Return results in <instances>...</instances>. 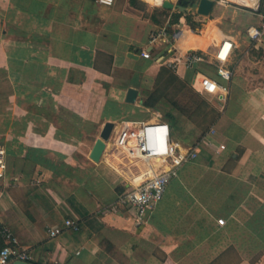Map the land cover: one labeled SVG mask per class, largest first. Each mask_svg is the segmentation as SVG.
<instances>
[{
    "label": "crops",
    "instance_id": "1",
    "mask_svg": "<svg viewBox=\"0 0 264 264\" xmlns=\"http://www.w3.org/2000/svg\"><path fill=\"white\" fill-rule=\"evenodd\" d=\"M134 3L0 0V220L35 264H264V34L255 41L247 33L258 12L213 5L212 52L232 41L230 78H219L229 91L218 102L203 95L214 112L191 137L163 114L172 138L197 156L180 166L145 222L114 206L130 179L113 149L90 158L106 120L161 119L167 87L191 86V69L159 61L167 44L147 41L164 24L154 9L174 12ZM199 45L193 39L187 49L202 54ZM213 53L196 68L215 78ZM130 87L133 102L125 100ZM151 93L160 98L154 108L143 105ZM64 219L79 230L48 237Z\"/></svg>",
    "mask_w": 264,
    "mask_h": 264
},
{
    "label": "built area",
    "instance_id": "2",
    "mask_svg": "<svg viewBox=\"0 0 264 264\" xmlns=\"http://www.w3.org/2000/svg\"><path fill=\"white\" fill-rule=\"evenodd\" d=\"M96 1L109 6L113 4L114 0ZM143 1L151 6L162 8L161 4L164 0ZM168 1L173 4L178 2V0ZM213 3L232 5L258 12L261 16L259 24L249 26L247 33L255 41H258L264 34V0H213ZM171 11L178 12L176 9ZM193 13L201 16L196 12ZM177 35L178 33L174 30L173 32L170 31L168 25L163 24L149 33L147 41L150 45L167 44L159 61L171 70H175L180 63H183L186 68L192 70L190 85L197 92L210 96L217 102L223 101L228 94L229 87L219 78L225 81L230 78V70L225 66V63L232 50V41L227 38L222 39L214 51L213 58L218 61V65H216L217 78H213L202 74L196 68L198 62L205 60L204 56L189 49L182 51L177 43ZM142 55L149 57L150 53L144 51ZM209 133H214L213 127L209 129ZM105 147L117 149L123 158L131 161V163L134 162L131 168L135 170L136 175L139 173L136 161H144L150 168L147 175L139 177L136 181L128 180L125 184V191L117 197L114 203L115 207L123 205L132 211L133 219L140 223L147 220L148 214L162 199L166 185L171 178L178 175L180 166L185 162L194 160L197 156L196 148L183 146L178 140L173 139L169 122L159 118L153 121L122 120L116 122ZM5 155L6 148L0 144V179L5 176ZM79 228L80 225L76 220L64 219L62 224L50 226L46 231L48 237H55L64 230L77 231ZM0 238L3 241L0 248V264H11L13 260L32 262L31 254L18 247L17 238L1 220Z\"/></svg>",
    "mask_w": 264,
    "mask_h": 264
},
{
    "label": "rangeland",
    "instance_id": "3",
    "mask_svg": "<svg viewBox=\"0 0 264 264\" xmlns=\"http://www.w3.org/2000/svg\"><path fill=\"white\" fill-rule=\"evenodd\" d=\"M153 12L154 15H156V18L161 21V23L164 22V24L168 25V13H164L156 9H154ZM181 15L183 17L181 21H179V17L176 18L174 14H171L168 20L172 22L174 21V19H177V21H174L171 26L168 25L171 32H173L174 28H179L180 30L182 29V31H180V33L177 35V43L179 44L181 42L196 39L197 42H200L199 50L200 52H202L203 56H207L213 53L211 42H213L214 40L215 36L213 35V32L215 31L210 28V26H213L211 14H209L208 16H198L195 15L193 11H188L184 13L181 12ZM183 32H187L188 36L184 37V35H182ZM180 86L181 85L176 84L174 85V88L172 90H170L172 87H167L168 90H166V99L162 101L165 103V107L162 110L161 119L166 120L167 118L163 116V114H168V117L172 119V122L175 123V126L178 128L180 135H189V137H191L194 133L196 134V130H198L199 128L202 130L206 126H208L206 121L210 120V117L206 119L202 117L197 118L198 116L194 115V111L199 106H204L203 104H205V107L211 106V103L205 96L193 89V87ZM4 92L5 85L4 83L0 82V121L3 120L5 115L3 106ZM196 121L198 122V124L196 123ZM180 137L178 136V141L182 144V140H179L181 139ZM112 151L122 162L121 163L120 161H118L119 163L128 166V170L131 169V165H133L132 163L134 162L131 163V161L123 158L122 154L117 149L113 148Z\"/></svg>",
    "mask_w": 264,
    "mask_h": 264
},
{
    "label": "water",
    "instance_id": "4",
    "mask_svg": "<svg viewBox=\"0 0 264 264\" xmlns=\"http://www.w3.org/2000/svg\"><path fill=\"white\" fill-rule=\"evenodd\" d=\"M214 3L213 0H178L176 4L168 0H164L161 4V7L168 10L176 9L178 12H188L193 11L201 16H208L212 10ZM179 32V30H176ZM137 90L130 87L126 92V101L133 102L136 98ZM114 121L106 120L99 132L98 137L96 138L93 147L90 152V158L94 161L99 160L101 154L104 151L106 142L108 141L112 129L114 127ZM11 264H35L33 262H27L22 260H13Z\"/></svg>",
    "mask_w": 264,
    "mask_h": 264
},
{
    "label": "trees",
    "instance_id": "5",
    "mask_svg": "<svg viewBox=\"0 0 264 264\" xmlns=\"http://www.w3.org/2000/svg\"><path fill=\"white\" fill-rule=\"evenodd\" d=\"M131 3L135 4L134 0H131ZM173 14H174V16H176V18H178V17H180L181 12H174ZM174 21H177V19H174ZM174 21H172V22L169 21L168 25L171 26ZM182 35H184V37H186V36H188V33H183ZM192 41H193V39L191 41L181 42L180 44L183 46H188L190 43H192ZM180 85H181L180 87H186V84L184 82L180 83ZM159 97H160V95H159ZM159 99L160 98H158L157 95H155L154 93H151L147 96V98L145 100H143V105L154 108L156 103L159 102ZM203 105L204 106H201V107L199 106L198 108H196V110L194 111V115H197L198 116L197 118L202 117V118L206 119V118L210 117V120H211L212 114L214 112L212 106H208V107L206 106L205 107V104H203ZM166 115L168 116V114H166ZM207 128L208 127L206 126L204 129H202V132H204ZM0 241H1V246H0V248H1L3 245V241L1 238H0Z\"/></svg>",
    "mask_w": 264,
    "mask_h": 264
},
{
    "label": "bare ground",
    "instance_id": "6",
    "mask_svg": "<svg viewBox=\"0 0 264 264\" xmlns=\"http://www.w3.org/2000/svg\"><path fill=\"white\" fill-rule=\"evenodd\" d=\"M178 46H179V48L183 51V50H185V49H187V48H190V47H188V46H183V45H181L180 43L178 44ZM136 163V165H137V167L139 168V173L138 174H141L142 175V177L143 176H145V175H147V173H148V169H150L149 167H148V164L147 163H145L144 161H136L135 162ZM124 165V164H123ZM126 169H128V167L127 166H125L124 165V167H123V169L122 168H118V170L121 172V174L123 173V174H125V176L128 178V179H132L133 180V178L131 177V175H129L127 172H126ZM152 169H154V168H152ZM141 170V171H140ZM131 173H133L132 175H136V172H135V170L134 169H132L131 168ZM137 174V175H138Z\"/></svg>",
    "mask_w": 264,
    "mask_h": 264
}]
</instances>
